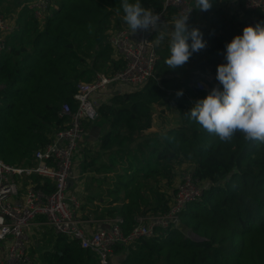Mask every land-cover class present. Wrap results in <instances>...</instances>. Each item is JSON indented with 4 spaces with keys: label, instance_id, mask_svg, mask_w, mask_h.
I'll return each instance as SVG.
<instances>
[{
    "label": "trees",
    "instance_id": "trees-1",
    "mask_svg": "<svg viewBox=\"0 0 264 264\" xmlns=\"http://www.w3.org/2000/svg\"><path fill=\"white\" fill-rule=\"evenodd\" d=\"M53 1L56 8L40 22L18 0L23 6L14 15L17 29L7 38L9 50L0 54V159L12 166H33L34 152L67 126L68 118L58 113L63 104L75 110L78 82L123 67L109 44L111 34L125 24L121 0ZM140 3L153 12L162 6V0ZM12 9L0 8V13ZM202 34L206 48L176 70L165 64L169 42L158 41L156 80L113 95L100 105L97 121L85 125L87 130L97 125L100 136L81 147L80 168L98 185L96 194L85 186L89 195L81 199L80 218L88 220L86 202L105 193V207L91 215L121 217L122 233L127 234L138 217L168 211L181 173L206 185L203 197L181 212L178 228L114 246L115 264H264V144L245 141L239 132L223 142L188 116L195 105L189 98L196 103L207 96L197 90V81L208 84V94L214 87L222 90L217 66L227 63L226 45L243 29L232 37H223L216 28ZM179 91L183 95L177 97ZM154 118L159 128L149 132ZM42 184L47 189L48 182ZM41 240L39 250L28 255L33 264H99L75 240L52 232Z\"/></svg>",
    "mask_w": 264,
    "mask_h": 264
},
{
    "label": "built area",
    "instance_id": "built-area-1",
    "mask_svg": "<svg viewBox=\"0 0 264 264\" xmlns=\"http://www.w3.org/2000/svg\"><path fill=\"white\" fill-rule=\"evenodd\" d=\"M25 3L38 21L49 15L53 0H20ZM244 12L258 14L264 20V0H240ZM189 0H162L161 9L154 12L160 15V23L172 27L179 14L190 10ZM191 12L189 20L191 19ZM17 29L15 16H0V54L9 50L7 38ZM158 31H139L131 34L122 27L109 37V44L123 67L107 75L97 73L92 81L78 82L73 100L75 110L63 104L58 113L60 118H68L65 128L55 131L50 142L34 152V165L18 167L4 163L0 159V264H33L28 253L27 242L37 219L49 226L54 234L75 240L83 250L95 254L99 264H115L113 247L126 246L143 238L154 237L157 230L166 231L178 228L181 212L188 204L203 197L204 184L197 185L192 176L181 173L168 211L154 216L137 218L138 224L127 234H123V219L117 217L106 227L88 229L79 219V198L68 193L74 156L86 142L89 130L87 123L99 118V107L107 103L113 95L138 90L156 80L155 35ZM123 88H126L123 91ZM196 88L207 93V85L197 81ZM4 86L0 84V94ZM190 104H195L191 100ZM26 180V181H25ZM25 181V187L23 186ZM45 181L48 182L44 189ZM40 183V186H38Z\"/></svg>",
    "mask_w": 264,
    "mask_h": 264
},
{
    "label": "clouds",
    "instance_id": "clouds-1",
    "mask_svg": "<svg viewBox=\"0 0 264 264\" xmlns=\"http://www.w3.org/2000/svg\"><path fill=\"white\" fill-rule=\"evenodd\" d=\"M212 6V0H194L192 8L208 11ZM121 7L131 34L167 27L160 23V15L143 7L140 0H121ZM192 8L187 14H179L166 33L170 56L165 64L170 70L182 68L194 53L207 46L202 32L188 24ZM225 60L226 64L217 66L216 74L222 90L212 88L205 98L196 101L188 116L223 142H230L239 132L245 141L264 144V24L245 27L242 35L235 36L226 45ZM176 95L180 97L183 92Z\"/></svg>",
    "mask_w": 264,
    "mask_h": 264
},
{
    "label": "crops",
    "instance_id": "crops-1",
    "mask_svg": "<svg viewBox=\"0 0 264 264\" xmlns=\"http://www.w3.org/2000/svg\"><path fill=\"white\" fill-rule=\"evenodd\" d=\"M189 2H190V7L192 8L194 6V0H189ZM222 7H224L226 9L223 17L219 15V13L222 12L220 10ZM212 8L213 9L209 11V13L207 14L206 17H202V12H203L202 10L200 11L197 8H192L191 15H190L191 19L188 23L189 26L195 27L203 33L210 28H216L218 31H220V28L222 27L223 22L228 21V20L232 21V23L234 24V27L240 28L241 30H242V28H245L244 26H246V25L255 27V25L257 24V23H255V16H254L255 14H253V13L247 14L241 10L240 0H218L216 2V4H213ZM228 17H230V19ZM123 27L128 29L126 24H124ZM170 30H171V27H169L165 30L159 31L160 33H162L161 34L162 36L160 35L158 37L159 40H156V38H155V40L157 42L159 41V43L169 42L170 37L166 33ZM161 37H163V39H161ZM113 57L115 59H118L115 55L114 50H113ZM181 90H183V89H181ZM158 128H159V120L154 118L152 127L149 130V132H156L158 130ZM88 133H89V131H88ZM88 133L86 136V142L85 143L91 142V141H89ZM74 159H75V163H74V166H73L72 171H71L73 178L69 181L68 193H73L79 198L80 207H81V205H82L81 199L83 198V196L89 195L88 192L85 190V186H88V188L92 191V193L96 194V192H97L96 188H97L98 182H97L96 178L91 180L90 176L88 174L83 173L81 171L80 167H81L82 155L80 154V152H78L74 156ZM25 181H23V183H22L23 184V186H21L22 188L25 187L24 186L26 184ZM104 187L105 186L103 184L100 187V189H103ZM104 194L105 193H103V196L100 198L94 197L92 200H88L86 202V206L89 209L87 211V212H89V213H87L89 215L88 220L84 219V218H80L81 213L79 212L80 213L79 219L82 223V226L93 230V229L106 227L112 223V219H94V215H91V213H93V211L95 209L100 210V209L105 207L104 204L109 199H107L108 197H105ZM45 230H46L45 233H47V234L52 232V230L49 228V226L42 223L41 219H37L36 222L34 223L33 227H32V232L34 233V236L37 235L38 233H42L43 234L42 237L44 235H47V234L43 233ZM33 243L34 242H32L31 244L33 245Z\"/></svg>",
    "mask_w": 264,
    "mask_h": 264
},
{
    "label": "rangeland",
    "instance_id": "rangeland-1",
    "mask_svg": "<svg viewBox=\"0 0 264 264\" xmlns=\"http://www.w3.org/2000/svg\"><path fill=\"white\" fill-rule=\"evenodd\" d=\"M17 3H18V0H15ZM20 1V0H19ZM14 3V0L12 1V0H2V2L0 3V8L2 9V10H4L5 8H13L12 10H11V13L13 14V16L12 17H14V15H16V13H18V11L20 10V7H22L23 6V3L20 5L19 3H18V5H14L13 4ZM54 5L55 6H57L56 5V3L54 2ZM225 7V6H224ZM224 7H222L220 10L222 11V12H220L219 13V15L220 16H224V14H225V11H226V9L224 8ZM3 13V14H2ZM2 13H0V16H8L9 14H11L10 12H7V13H5V12H2ZM9 13V14H8ZM15 13V14H14ZM255 16V23H262V24H264V21H262L256 14L254 15ZM229 19H230V17H228ZM244 27H248L247 25L246 26H244ZM242 29H244V28H242ZM220 33L221 34H223L224 36L223 37H232V32L233 33H240L241 32V29L240 28H234V24L232 23V21L231 20H228V21H225V22H223V24H222V27L220 28ZM222 36V35H221ZM202 81V80H201ZM202 82H204V81H202ZM206 85H207V95H208V92H209V86H208V84L206 83V82H204ZM219 86H221V85H219ZM126 88H123V91L125 90ZM131 90H133V88L132 89H130V91ZM126 91V90H125ZM193 101L191 98H189V101ZM177 180V179H176ZM178 180H179V178H178ZM178 180H177V182H175V186L178 184ZM104 186H106V185H104ZM47 230V229H46ZM46 230L43 232V233H45L46 232ZM185 233H188V231H184ZM45 234H47V233H45ZM42 233H38L37 235H35L34 236V233L32 232V235L29 237V241L27 242V249H26V251H27V253H28V255L30 254V251L32 250V249H36V250H39V248H37V245H39V244H42L44 241H42L41 239H42ZM34 239V240H33ZM32 242H34L33 243V245H31V243ZM34 256H36V254L34 255Z\"/></svg>",
    "mask_w": 264,
    "mask_h": 264
},
{
    "label": "water",
    "instance_id": "water-1",
    "mask_svg": "<svg viewBox=\"0 0 264 264\" xmlns=\"http://www.w3.org/2000/svg\"><path fill=\"white\" fill-rule=\"evenodd\" d=\"M100 136V131H99V128L97 125H93L90 130H89V133H88V138H89V141H93V140H96L98 139Z\"/></svg>",
    "mask_w": 264,
    "mask_h": 264
}]
</instances>
